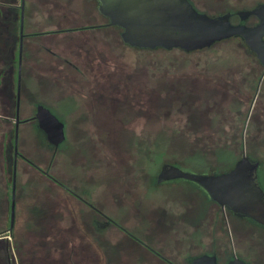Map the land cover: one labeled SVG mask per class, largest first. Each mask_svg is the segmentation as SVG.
<instances>
[{
  "label": "rangeland",
  "instance_id": "obj_1",
  "mask_svg": "<svg viewBox=\"0 0 264 264\" xmlns=\"http://www.w3.org/2000/svg\"><path fill=\"white\" fill-rule=\"evenodd\" d=\"M260 1L213 0L212 8L211 1L200 8L218 15ZM190 2L201 12L199 0ZM95 6L94 0L26 5L25 27L33 21L38 34L31 41L48 51L35 54L38 71L28 69L31 59L23 56L21 83L29 93L25 97L44 101L65 128L59 148L64 163L56 173L66 189L21 163L7 235L9 262L0 264H191L204 256L214 257L216 264L233 258L264 264V227L220 208L195 182L156 181L165 165L215 176L231 170L244 155L259 163L264 191V74L259 62L238 38L191 53L130 48L121 42L119 28L105 26ZM83 40L93 42L91 51ZM99 50L114 52L118 68L136 77L150 73L142 81L151 90L147 118L142 121L141 113L138 121L132 113L114 109L100 120L109 130L105 139L86 127L93 117L78 108L79 88L72 89V97H58L65 96L64 84L76 76L63 60L74 54L96 56ZM12 65L13 73L2 70L0 61V99L14 89L16 57ZM77 65L83 67L81 61ZM19 151L43 168L47 148L39 138L20 137ZM5 177L0 172V200L7 209ZM7 228L3 218L0 232Z\"/></svg>",
  "mask_w": 264,
  "mask_h": 264
},
{
  "label": "flooded vegetation",
  "instance_id": "obj_2",
  "mask_svg": "<svg viewBox=\"0 0 264 264\" xmlns=\"http://www.w3.org/2000/svg\"><path fill=\"white\" fill-rule=\"evenodd\" d=\"M94 1L96 4L95 7L98 10L99 3L97 0ZM187 1L192 6L190 0ZM206 1L212 2L210 8L214 6L213 0H199V2H196L197 3L196 5H198V8L201 10V12L200 11L197 12L193 8V6L192 8L197 13L204 14L210 18L229 15L230 16L229 22L232 26H245L247 28H253L255 26L260 25L261 23H264V11H261L257 16L247 15L244 17V19H242L240 15L241 13H249L254 10L261 9V7L264 6V1L255 3L254 5L246 7L241 11L229 10L224 13H219L218 15L209 14L206 11L202 10L203 8L202 9L200 8L205 6L209 7L208 5H206ZM216 1L217 2L220 1L219 3H221L222 0H216ZM33 2L34 0H0V61L2 64L1 69L9 70L11 73H13L15 67L13 68L12 64H13V59H15L16 57V77H17L14 89H12L11 87V90L4 93L3 98L0 99V172L3 176H6L5 181L7 182L6 185L9 190L7 209L3 207V203L0 200V226L3 218L8 220V228L0 232V235H3L0 238V251L2 252L0 257V262L3 259L9 262L7 235L12 229L13 222L11 223V217L13 214V219H14L15 209L17 206L16 184H17V176L21 172V163L29 164L38 172H40L44 177L49 179L50 182L54 183L58 187L66 189L65 185L61 182V179L58 178V175L56 173L57 168H61V166L64 163L63 162L62 164H60V162L62 161L61 156H63L62 155L63 153L59 151V148L66 140L65 128L63 124L51 113L49 107L44 101L33 102L34 100L25 97L26 95L29 96V93L26 92V88L23 87L21 83V73L24 70L23 56L27 55V57L31 59V63L30 65H27V68L30 69L31 71H35V70L38 71L40 70V67L36 65L35 62L36 58L34 56L38 52V50L39 52L48 51V49L45 46L39 48L34 44L33 41H31V39L35 38V36L38 35L34 30L35 28L33 27L34 24L33 21L29 22V24H27V26L25 27L26 5L27 4L32 5ZM225 6L226 5L224 4V7ZM102 17L105 19V26L115 27L121 30L120 33L121 42L124 45L128 46L122 40L123 29L120 27L112 26L110 24L109 19L105 18L104 16ZM233 38L240 39L244 47L247 48L242 38L240 37H233ZM231 39H227V40H231ZM81 43H83V45L89 51H91L93 47L92 46L93 42L83 40V42ZM217 43L212 45L210 48L215 46ZM94 45L96 44L94 43ZM140 50H148V49H140ZM203 50H199V51H203ZM150 51H154V50H150ZM97 53L99 55L94 56L89 54L86 57H80L74 54V56L67 57L68 59H72V60H68L67 58L63 60L65 64L70 66V69L74 70L72 74L79 76L80 78L78 79L79 81L76 83L77 77L70 76L71 77L70 81L67 82V84H64V87L66 88L67 91L65 93V96L62 97L61 94H58V97L60 98H65V97L67 98L70 96L72 97V89L79 88V94H77V97H82V100L78 101L77 103L78 108L83 109L89 118L90 116H92L95 119L96 118L99 119L98 124L97 123L95 124L93 122L92 120L93 118L90 119L86 124V127H88V130H91L92 128V131L90 132H95L98 134L95 135L96 138L105 139L109 135V130H107L104 127V124L101 123L100 120H102L106 116H109L108 113L114 111V109L115 111L119 109L122 112L125 111L130 112L134 115L135 118H137L138 121L141 120L143 121L144 119L147 118L146 114L150 113V108H151V103H150L151 90L148 88L147 83L142 81L144 80L146 81L149 76L148 74L150 73L146 72L145 70L144 76H142L143 75L142 74L140 75V77H136L135 75L137 74L133 73L135 74L133 75L130 72H125V70L127 71V69L118 68L119 60L117 59L118 57L114 52H107V51L102 52L101 50H99ZM186 53H191V52H186ZM80 61L83 63L82 68L75 66L79 64ZM49 66L53 68L52 64H49ZM261 68H262V73L264 74L263 67L261 66ZM133 76H135L134 77L135 80ZM32 77H33V73L31 74V80ZM221 79H225V77H222ZM142 84L146 85V90L144 94L143 91L141 90V87L143 86ZM221 84H226V82ZM221 84H217V85H221ZM219 87L221 88V86ZM120 99H122V101H120ZM141 113L143 114H142V119L140 120L139 118H141ZM112 120L115 123L114 115L112 117ZM23 136L27 139V141H31V139L35 136L39 138L42 144H44V146L47 148V152H44V154H42L41 156V161L43 162L44 165L43 168L40 167L38 168L35 164L29 161L28 157L24 153L19 151V139L20 137ZM86 136H89L88 133H86L85 137ZM58 153L60 157H58ZM156 181L157 184L165 182V181L158 182V177ZM83 203L87 207H89L92 212H94L97 215H100L103 219L107 220L108 222H111L110 220H108V217H106L102 212L94 209L91 203H89L86 200H83ZM114 225L116 226V224ZM2 256H4V258H2Z\"/></svg>",
  "mask_w": 264,
  "mask_h": 264
},
{
  "label": "water",
  "instance_id": "obj_3",
  "mask_svg": "<svg viewBox=\"0 0 264 264\" xmlns=\"http://www.w3.org/2000/svg\"><path fill=\"white\" fill-rule=\"evenodd\" d=\"M98 11L112 26L123 29L130 47L148 50L179 49L186 52L210 48L217 42L240 37L264 70V23L253 28L232 26L229 15L210 18L197 13L187 0H97ZM261 9L247 15H259ZM61 141V140H58ZM259 164L243 156L227 173L196 176L177 168L162 167L158 182L186 179L199 184L222 209L264 227V191L258 182ZM13 222V214L11 223ZM192 264H216L214 257H200ZM229 264H245L234 258Z\"/></svg>",
  "mask_w": 264,
  "mask_h": 264
}]
</instances>
